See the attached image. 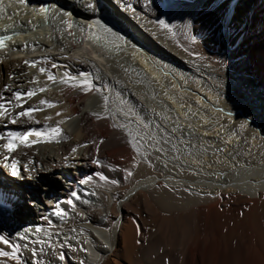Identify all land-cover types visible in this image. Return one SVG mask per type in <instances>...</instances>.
I'll list each match as a JSON object with an SVG mask.
<instances>
[{
  "label": "bare ground",
  "instance_id": "1",
  "mask_svg": "<svg viewBox=\"0 0 264 264\" xmlns=\"http://www.w3.org/2000/svg\"><path fill=\"white\" fill-rule=\"evenodd\" d=\"M0 6V36L11 37L0 47V96L15 104V91L45 89L24 97L41 109L32 119L11 123L20 109L10 105L0 117V235L10 240L0 249L19 245L2 264H264V0ZM57 126L54 139L4 148L8 131ZM194 138L206 155L178 161L175 144ZM133 152L153 173L124 187ZM158 186L175 192L161 207L200 209L212 232L204 224L180 244L140 235L135 199Z\"/></svg>",
  "mask_w": 264,
  "mask_h": 264
},
{
  "label": "rangeland",
  "instance_id": "2",
  "mask_svg": "<svg viewBox=\"0 0 264 264\" xmlns=\"http://www.w3.org/2000/svg\"><path fill=\"white\" fill-rule=\"evenodd\" d=\"M174 130L177 134V138L180 141H183L185 134L183 132H179L176 129ZM197 140H198L197 138H194L191 140H185V143H183L184 142L183 141L181 143L177 142L175 144L177 147L176 149L178 151V152L176 151L178 153L177 155L178 161L181 160L180 158H182V160L184 161L187 160L190 161V159L192 160L193 158H197V157L201 158V156H203L202 153L206 155V150L198 147L200 145L197 144ZM133 154L135 157L133 156ZM132 157H133L132 158L133 162L131 161V163H129L128 165V172H131L132 175H128L129 181L127 182V184L124 185V187L125 186L128 187L129 185H132L138 179H140L139 177L147 176L148 174L153 173V170L150 166L145 168L142 167V164L140 163V160L135 154V152L132 153ZM136 159H138V161H136ZM175 159L177 161V157ZM134 161H136L137 163ZM129 182H131V184ZM173 193L175 192L172 189L164 188V186H158L154 190L147 191L143 195L138 196L136 198L137 202L135 199L134 206L135 205L136 206L135 207L133 206L134 210L139 214L140 219L142 220L144 225V228L140 229L141 231H139V234L140 235L143 234L145 237H147V239H150L151 236L155 235L156 232L158 233L160 231L161 233L163 232L162 233L163 238L165 239L166 237L167 240L165 241L173 242L175 244L178 243L180 244L182 242H187L191 240L194 236L198 235L203 225L207 224L206 225V227L208 226L207 234L209 235L210 232H212L213 226L215 225L216 222L211 217L209 219H206V217H204L200 209H193V208L180 209L178 207V208H173V210L171 211L170 209H164L163 207H161L160 202L163 201L162 199L167 195L169 194L171 195ZM247 207H250V205H247ZM226 208L227 211L222 214L220 222L223 223V225H225L227 228H229L232 223L233 212L231 205H227ZM223 209L224 207H219V211H222ZM242 213L244 214L245 212ZM159 228H161V230Z\"/></svg>",
  "mask_w": 264,
  "mask_h": 264
},
{
  "label": "snow or ice",
  "instance_id": "3",
  "mask_svg": "<svg viewBox=\"0 0 264 264\" xmlns=\"http://www.w3.org/2000/svg\"><path fill=\"white\" fill-rule=\"evenodd\" d=\"M20 3H25V0H20ZM2 10H3V8H2V6H0V11H2ZM41 11H44V9H41ZM159 24L162 27H165V28L168 27V25L163 20H160ZM10 39H11L10 36H0V47H4L5 41L10 40ZM24 63L30 64V66H32V67L36 66L35 62H29L26 60V61H24ZM53 67H55V65H53ZM45 71L46 70L44 68H40L41 73H43ZM54 79H55V77L49 73L48 74V80H54ZM82 83L86 86L85 90H89L91 88V83L89 81H87L86 79L84 81H82ZM5 88H8V86L5 85ZM37 91L43 92V91H45V89L39 88L37 90L34 88H29L26 91H20V90L15 91L12 94L14 97V100L16 101L15 104H13L11 100H4V98L2 96H0V117H6V116L11 115L8 111V106L10 105L13 108L20 109L19 111H17L15 113V117L10 120L11 123L15 124L17 122V119L20 117H27L28 119H32L33 112L39 111L41 109L36 108L35 106H29V107L25 108L24 104L27 101L24 99V97L31 98V97L36 95ZM40 104L41 105H47V107H49V108L54 107V104L52 102L46 101V100H41ZM57 115H59V113H57ZM61 131H62L61 128L58 126L54 127V128H50L47 132L42 131V130H37L35 128H29L28 130L23 131V132L8 131L6 134L7 143L4 144V148L7 149V151L11 153L16 149L17 141L24 143L27 146H31V144L40 143L41 140L40 139H34L31 142H29V137H33V136L37 137V138L43 137L45 141H48V140L54 139L56 136H59ZM3 139H5V136L0 135V140H3ZM72 151L75 152L76 149L74 148V149H72ZM5 159H7V157H5ZM11 174L13 176L18 175L17 162L15 160L11 161ZM128 175H132V173L128 172ZM88 179L90 180L91 177H89ZM113 183H116V181H113ZM73 196H76V193H73ZM67 203L69 205H73V207H75L72 200H68ZM54 214L57 216L64 217L67 215V212L63 208L57 207ZM28 231H29L28 229L25 230L24 235L21 237L22 239L27 238V232ZM41 231H42V229L39 226H37L35 228L36 233H39ZM18 235H20V234L18 233ZM0 243L8 245V244H10V240L7 239L5 236L0 235ZM34 243L45 244L48 242L45 240H39V241H34ZM18 250H19V245H15V244H13L11 246V251H5L3 249H0V257H4V258L11 257L13 260H17L18 259V255H17ZM60 259L61 260L64 259L63 255L60 256ZM0 264H2V262H0Z\"/></svg>",
  "mask_w": 264,
  "mask_h": 264
}]
</instances>
